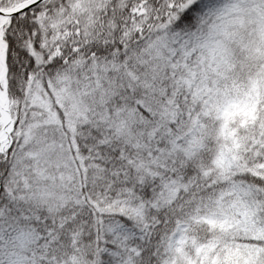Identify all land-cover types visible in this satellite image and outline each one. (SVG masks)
<instances>
[{
	"label": "snow or ice",
	"instance_id": "6c2138e0",
	"mask_svg": "<svg viewBox=\"0 0 264 264\" xmlns=\"http://www.w3.org/2000/svg\"><path fill=\"white\" fill-rule=\"evenodd\" d=\"M0 264H264V0H0Z\"/></svg>",
	"mask_w": 264,
	"mask_h": 264
}]
</instances>
